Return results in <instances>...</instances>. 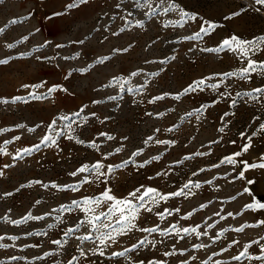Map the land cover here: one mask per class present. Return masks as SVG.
<instances>
[{"label":"rangeland","instance_id":"374dc122","mask_svg":"<svg viewBox=\"0 0 264 264\" xmlns=\"http://www.w3.org/2000/svg\"><path fill=\"white\" fill-rule=\"evenodd\" d=\"M73 2L0 0V101H8L0 103V264H264L249 258L264 256V209L246 210L264 203V95L254 91L264 89V72L241 79L246 58L203 50L264 37V5ZM173 3L178 10L165 13ZM209 23L216 27L205 35ZM248 56L264 64V51ZM200 80L202 90L185 94ZM48 135L55 144L43 143ZM238 152L235 165L226 162ZM97 162L103 175L78 172ZM145 188L183 195L133 200L135 227L101 245L87 221L111 202L87 212L84 199L105 191L130 199Z\"/></svg>","mask_w":264,"mask_h":264},{"label":"snow or ice","instance_id":"6c2138e0","mask_svg":"<svg viewBox=\"0 0 264 264\" xmlns=\"http://www.w3.org/2000/svg\"><path fill=\"white\" fill-rule=\"evenodd\" d=\"M79 2L82 3V2H84V0H79ZM132 2L141 8H151V6H152V0H132ZM256 3L260 4V5H264V0H256ZM76 6H78V3L75 2V0H74V2L69 4L67 7L73 8ZM176 10H178L177 5L175 3H173L169 8L164 9V12L167 13L168 11H176ZM153 14L154 13H149V15H153ZM129 15H131V13H129ZM181 16L182 17H189V14L181 11ZM190 18L195 19V17H190ZM186 22H187L186 20L181 21L179 26L183 27L184 23H186ZM13 23H15V21H13ZM169 23H171V22H169ZM166 26H168V25H166ZM215 27H216L215 25H212L209 23L207 28H205L203 26L201 27V32H203L205 35H207V34H209L210 30H214ZM0 31H2V30H0ZM200 38H201L200 33H197L193 37H190L189 39H200ZM260 45H264V37L259 38V40L242 41L239 38L233 36L229 39L223 40L221 46L217 49H203V50L204 51L220 52L223 49H228V50L233 51V52H238L242 57L247 59V67L241 69V72L238 74L239 78L246 79V78H249L250 74L254 71L259 70L261 72H264V64H258L255 60H252L248 56L249 51H251L253 53L258 52V51H264V49L259 47ZM9 47H11V45H9ZM65 59H69V58L66 57ZM6 62L7 61H0V63H6ZM101 62H103V61H101ZM133 75H136V74L133 73ZM228 75H232V74H228ZM205 83L206 82L204 80H200V81L195 82L193 85H191L188 89L185 90V94H187L188 92H191V91H195L198 88L202 90ZM116 84H120L121 88L123 87V82L119 79L114 80L112 86H116ZM42 86L43 85H40V87H42ZM212 87L215 88V87H217V85H212ZM56 90H58V87L53 86V88L49 89V93L54 92ZM254 91L260 93L261 95H264V89H255ZM155 99L159 100V99H163V97H157ZM175 99H179V97H175ZM7 102L8 101H0V103H7ZM152 102H155V101H152ZM75 115L78 116L79 113H77ZM71 118H72L71 116L60 117V119H63V120H71ZM65 127L70 128L71 126L66 125ZM50 128H53V129L55 128V121L52 122V125H50ZM261 128H262V130H264V126H261ZM69 138L71 139L70 136H69ZM16 139H19V137H17ZM108 139H112V138L108 137ZM43 143L45 145H47L48 143L55 144L56 140L53 136L48 135V136L44 137ZM91 146L93 148L96 147L95 143H93ZM250 146H251L250 143L248 145H246L244 148V151H247L248 147H250ZM38 148H39V145L35 146V148H33V149H25V151H29V152L35 151ZM0 154H6L5 149L0 148ZM239 155H241V153H239V152L235 153L233 157L226 158V162L229 164L235 165L237 163L235 157L239 156ZM140 166L143 167V165H140ZM256 166L257 165H252L251 167H256ZM258 166L264 167V164H261ZM103 167L104 166L102 163L97 162L91 168L88 166L81 167L78 170V172L79 173H85V172L93 173V174L99 176V175L104 174L101 171L103 169ZM110 170H111V166H110ZM72 175H77V173H73ZM241 178H243L242 173H241ZM84 182L88 183L90 181H88L86 179ZM192 186L193 185H191V184L185 185V187H192ZM194 186L199 187L200 185H194ZM53 187H57V186L53 185ZM61 190H67V189H61ZM72 190L75 191L78 189L76 187H73ZM246 191H248V190L246 189ZM179 195H183V192L181 191V192H177V193H171L168 195H162L156 189L145 188L143 191H141L140 189H137L136 191L130 193L129 194L130 199H117V198L113 197L112 195H110L109 191H105L104 193L101 194V197L85 198L83 201V204L87 206L85 208V211L94 212L95 211L94 206H98L104 202H111V204L108 207V210L106 212H102L98 215H94V216L90 217L89 220L87 221V223L92 225V230L94 232L99 233L97 239H99L101 245H104L106 243V240L111 239L114 241L116 238V235L124 234L129 229L135 227L134 221L136 219H138L139 209H138L137 205L133 203V200L143 202V201H145L146 198H148L151 200L152 203L155 204V203H158L160 200H167L170 196H179ZM73 204L75 207L81 206L80 202H73ZM261 209H264V203H260L258 201L253 202V203L246 206V210L256 211V210H261ZM147 210L151 211L150 208ZM169 214H171V213H169ZM160 215H161V219H163L164 214H160ZM113 217H115V223L114 224L108 222ZM187 218H189V217H185V219H187ZM27 219H41V217L29 216ZM81 223H84V222L82 221ZM260 224H264V221H260ZM117 225H119V228H117ZM254 226H259V225H254ZM101 227H103L105 229L111 228L112 231L100 232ZM172 228L177 229V226L173 225ZM73 231H76V229H70L67 234L71 235V233ZM141 231L151 232V231H156V229H141ZM183 231L185 234H187L190 231L195 232L196 229H187L186 228ZM235 231H243V228L235 229ZM113 233H115V235H113ZM197 234L199 235V233H197ZM0 239H2V238H0ZM84 239L91 240V239H93V237L87 236ZM53 243L59 245L61 242L59 240H57V241H53ZM140 243L143 244L144 241H141ZM255 243H259V242L257 241ZM250 246L251 245H249L248 247H250ZM198 247H200V246H198ZM261 250L264 251V249H261ZM115 255H124V253H117ZM245 256H248L247 250L242 252L240 255L234 257V259H236L237 261H240ZM249 258L264 260V256L249 257Z\"/></svg>","mask_w":264,"mask_h":264}]
</instances>
